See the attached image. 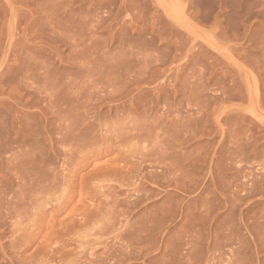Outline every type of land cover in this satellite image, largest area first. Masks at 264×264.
I'll return each instance as SVG.
<instances>
[{"label": "rangeland", "instance_id": "1", "mask_svg": "<svg viewBox=\"0 0 264 264\" xmlns=\"http://www.w3.org/2000/svg\"><path fill=\"white\" fill-rule=\"evenodd\" d=\"M0 264H264V0H0Z\"/></svg>", "mask_w": 264, "mask_h": 264}, {"label": "bare ground", "instance_id": "2", "mask_svg": "<svg viewBox=\"0 0 264 264\" xmlns=\"http://www.w3.org/2000/svg\"><path fill=\"white\" fill-rule=\"evenodd\" d=\"M57 153V152H56ZM70 161V160H69ZM75 161V160H74ZM71 162V161H70ZM75 164V163H74ZM113 174V173H112ZM72 180V179H71ZM73 182V181H72ZM81 185V184H80ZM82 186V185H81ZM129 207V206H128ZM81 214V213H80ZM84 214V213H83Z\"/></svg>", "mask_w": 264, "mask_h": 264}]
</instances>
